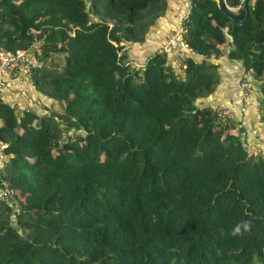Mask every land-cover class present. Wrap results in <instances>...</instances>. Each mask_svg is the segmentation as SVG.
<instances>
[{"label":"trees","instance_id":"trees-1","mask_svg":"<svg viewBox=\"0 0 264 264\" xmlns=\"http://www.w3.org/2000/svg\"><path fill=\"white\" fill-rule=\"evenodd\" d=\"M166 9L0 0V50L28 49L26 80L76 126L0 102V264H264V145L204 102L225 53L264 101V0H190L189 54L135 66Z\"/></svg>","mask_w":264,"mask_h":264},{"label":"crops","instance_id":"crops-1","mask_svg":"<svg viewBox=\"0 0 264 264\" xmlns=\"http://www.w3.org/2000/svg\"><path fill=\"white\" fill-rule=\"evenodd\" d=\"M189 2L190 0H167L165 14L157 20L144 42L127 46L129 60H132L135 66L142 68L148 57L157 51H161L170 35L179 30L182 20L188 14ZM187 54H189V50L186 49L178 52L171 51L169 52V59L172 64L177 65L176 59ZM226 55L227 53L217 60L221 78L220 85L204 102L213 108L222 107L228 111L232 120L236 123L241 136L250 147H261L264 145V101L260 90V82L252 81L247 104L242 111L243 103L237 93L235 79L243 73V70L238 62L228 59ZM25 75L15 78L0 76V102L8 103L21 111L30 108V110L38 114H46L39 113L35 109L38 107L41 109L42 106L45 107L48 103L47 100L51 99L41 95L26 80L27 77ZM51 101V104L55 103L53 100ZM253 102H258L259 104L254 106ZM55 108L57 111L54 110L53 113H47V115L50 114L57 119L64 120L61 109L56 103Z\"/></svg>","mask_w":264,"mask_h":264},{"label":"built area","instance_id":"built-area-1","mask_svg":"<svg viewBox=\"0 0 264 264\" xmlns=\"http://www.w3.org/2000/svg\"><path fill=\"white\" fill-rule=\"evenodd\" d=\"M163 50L168 52H178L181 50H189L186 44L182 40V28L180 27L177 32H174L170 35V37L165 41V44L162 47ZM34 60L33 55L30 53L28 49L18 51L14 54L7 53L4 50H0V76L15 78L17 76L25 75L27 72V67L32 64ZM253 76L251 73H244L235 79V87L243 106L241 110L243 111L245 105L247 104L248 94L252 88ZM254 106H257L256 102H253ZM216 110L229 118H231V114L223 109L222 107H217ZM232 119V118H231ZM251 153H259L262 152L260 147H250ZM0 169L3 167L4 158L1 153L0 146ZM0 185L2 186V190L0 191V201L9 205L10 207H14L15 201L10 197L7 189V185L5 182L0 180Z\"/></svg>","mask_w":264,"mask_h":264},{"label":"rangeland","instance_id":"rangeland-1","mask_svg":"<svg viewBox=\"0 0 264 264\" xmlns=\"http://www.w3.org/2000/svg\"><path fill=\"white\" fill-rule=\"evenodd\" d=\"M177 60V59H176ZM254 82V81H253ZM48 101V103L45 105V107H46V109H45V107H41V109H39V107L37 108V109H35L37 112H39V113H53V111L55 110V111H57L56 110V108H55V103H53V104H51V100H47ZM50 103V104H49ZM257 103V105L259 104L258 102H256ZM32 105V104H31ZM30 105V107H32ZM47 105H49L48 107H47ZM51 105V106H50ZM35 107H37L36 105H35ZM30 109V108H29ZM18 110V109H17ZM19 111H21V110H19ZM23 111V110H22ZM21 111V112H22ZM57 119V118H56ZM58 120V123L61 125V128L62 129H64L65 130V134H67L69 131H70V129L71 128H75L76 126H75V124L73 123V122H71L70 120H68V119H64V120H61L60 118L59 119H57ZM2 190V186L0 185V191Z\"/></svg>","mask_w":264,"mask_h":264},{"label":"water","instance_id":"water-1","mask_svg":"<svg viewBox=\"0 0 264 264\" xmlns=\"http://www.w3.org/2000/svg\"><path fill=\"white\" fill-rule=\"evenodd\" d=\"M245 9H246V11H247V15H246V18H247L248 15H249V10H248V6H247L246 3H245ZM229 15H230L234 20H237L233 13H229Z\"/></svg>","mask_w":264,"mask_h":264}]
</instances>
